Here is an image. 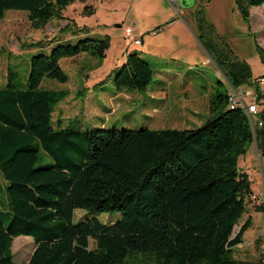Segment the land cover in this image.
Instances as JSON below:
<instances>
[{
	"label": "trees",
	"instance_id": "16d2710c",
	"mask_svg": "<svg viewBox=\"0 0 264 264\" xmlns=\"http://www.w3.org/2000/svg\"><path fill=\"white\" fill-rule=\"evenodd\" d=\"M76 1L0 0V23L17 11L42 29L65 20L64 11ZM236 4L250 21L251 9L264 0ZM201 13L199 40L216 67L233 89L254 84L250 65L208 37ZM109 47L108 37L85 38L33 56L27 89L9 69L0 89V174L8 182L11 214L8 225L0 220V264H18L13 245L22 236L35 243L27 264H264V254L251 262L235 258L252 225L251 219L240 225L253 190L239 159L256 143L264 163V110L258 115L262 126L252 129L243 110L229 107L228 92L217 91L209 98L210 118L197 129L53 128L55 106L65 93L42 89L43 79L66 83L61 60L84 53L105 58ZM257 50L264 64V48L257 44ZM153 76L150 64L130 53L113 72V85L118 92H141ZM41 152L52 162L37 166ZM76 210L119 213L121 219L74 224Z\"/></svg>",
	"mask_w": 264,
	"mask_h": 264
},
{
	"label": "rangeland",
	"instance_id": "374dc122",
	"mask_svg": "<svg viewBox=\"0 0 264 264\" xmlns=\"http://www.w3.org/2000/svg\"><path fill=\"white\" fill-rule=\"evenodd\" d=\"M183 1L191 7L194 21L202 12L199 17L205 18L211 40L250 65L254 84L241 88L264 99V83H260L264 78V64L257 50V44L264 48V6L253 7L251 19L246 21L236 0H179L180 10L187 12L184 18L189 25L166 0H77L64 11L65 20H54L42 29L34 28L25 13L9 11L0 23V89L7 84L10 68L19 74L17 85L27 89L33 56L49 55L61 44L108 37L110 47L105 58L90 53L65 58L60 65L68 76L66 83L43 79L42 89L65 93L55 106L53 128L79 131L197 129L210 118L209 98L217 91L228 92L229 85L200 42L198 25L190 20L191 9H185ZM85 7L90 12H85ZM69 21L70 29L60 33ZM133 26L138 30L128 38L126 28ZM84 28L87 31H76ZM141 33L145 44L136 45L134 41ZM40 41L44 43L42 46L29 47ZM135 52L150 64L153 81L145 91L118 92L113 85V72L124 65L128 54ZM259 106L263 111L264 101ZM40 157L37 166L52 162L44 152ZM239 168L250 174L256 194L264 192V163L262 168L254 144L240 157ZM7 187L8 182L0 174V220L5 225L9 224L11 214ZM262 194L256 197L253 193L248 210L255 209ZM93 218L104 224H115L121 215L76 210L72 221L78 224ZM256 231L255 227L253 232ZM251 234L248 233V238ZM257 242L252 252L244 247L237 249L235 258L239 261L260 259L264 254V234ZM94 247L95 242L91 240L90 248ZM34 250L32 238L15 239L13 253L18 264H27Z\"/></svg>",
	"mask_w": 264,
	"mask_h": 264
},
{
	"label": "crops",
	"instance_id": "0c3cea01",
	"mask_svg": "<svg viewBox=\"0 0 264 264\" xmlns=\"http://www.w3.org/2000/svg\"><path fill=\"white\" fill-rule=\"evenodd\" d=\"M167 1V0H166ZM168 2V1H167ZM169 3V2H168ZM180 3L178 2V4L176 5V6H172L171 4V6L173 7V9L175 10V12L182 18L181 20L185 23V24H187V25H189L188 23H187V20L184 18V13H187V12H185V11H183V10H180V5H179ZM183 4L185 5V9H187V10H190L191 9V7H189L188 5H187V2H185V1H183ZM191 12V14L192 15H194V13L192 12V9H191V11H189V13ZM191 14H190V20L197 26V19H195V21H194V18H195V15L194 16H191ZM168 24V23H167ZM172 24V23H171ZM171 24H169V25H171ZM166 27H168V26H166ZM138 30V28H136L135 29V31H137ZM135 31H134V33H135ZM136 39H141L142 40V44L141 45H144L145 44V39H144V35L141 33V34H138L137 35V37H136ZM217 68V67H216ZM218 69V68H217ZM219 70V69H218ZM224 78L226 79V81L228 82V85H229V89H228V94H230L231 93V91L233 90V87L231 86V84H230V82L227 80V78L224 76ZM224 85V84H223ZM263 97V96H262ZM264 101V99L263 98H259V103H262ZM259 109H260V106H259ZM261 111V110H260ZM254 145H255V147H256V151H257V155H258V158H259V161H260V163H261V165H262V168H263V160H262V158H261V155L259 154V151H258V147H257V145H256V143H254ZM245 162H246V160H245ZM243 172H245V173H247L248 175H249V177L251 178V176H250V174L248 173V172H246L245 170H243V168H240ZM251 182H252V179H251ZM253 193H254V195H256V197L257 196H259L260 197V195L262 194V193H264V192H261L260 194H256L255 193V191L253 190ZM264 196V194H262V196H261V198ZM254 206H255V204H253ZM260 205H264V204H262L261 203V201H259V204H256V206H255V209H253V210H247V213H246V215H245V217H244V219L243 220H248V219H251L252 220V225H251V227L246 231V233L244 234V243L243 244H241V245H239L237 248H236V250L237 249H241V248H245L246 250H248L249 252H252V248H254L253 246L255 245V244H257L258 242L257 241H259L260 240V238L261 237H263V234H264V211H259V210H257V207L258 206H260ZM248 218V219H247ZM243 220H241V222H240V225H243L245 222L243 221ZM257 228V231L254 233L253 231H254V228ZM252 233L251 234V236L248 238V233ZM253 233H254V235H253ZM259 245H260V243H259ZM235 250V251H236ZM262 250H264V247L262 248ZM264 252V251H263ZM243 262H251V261H243Z\"/></svg>",
	"mask_w": 264,
	"mask_h": 264
},
{
	"label": "built area",
	"instance_id": "2783aa9c",
	"mask_svg": "<svg viewBox=\"0 0 264 264\" xmlns=\"http://www.w3.org/2000/svg\"><path fill=\"white\" fill-rule=\"evenodd\" d=\"M172 6L178 4V0H167ZM137 26L126 28V36L131 38ZM134 43L136 45H141V39H135ZM260 83H264V78L260 80ZM229 107L231 109H241L243 110L250 121L252 129L255 127L262 126V122L258 120V115L260 114L259 109V98L254 96L250 90H245L242 88L233 89L229 94ZM261 203L264 204V196L260 199Z\"/></svg>",
	"mask_w": 264,
	"mask_h": 264
},
{
	"label": "water",
	"instance_id": "95a60500",
	"mask_svg": "<svg viewBox=\"0 0 264 264\" xmlns=\"http://www.w3.org/2000/svg\"><path fill=\"white\" fill-rule=\"evenodd\" d=\"M179 1V0H178ZM182 1V0H181Z\"/></svg>",
	"mask_w": 264,
	"mask_h": 264
}]
</instances>
